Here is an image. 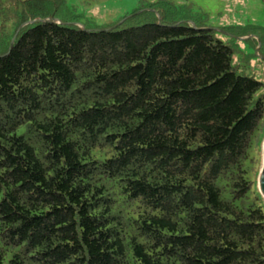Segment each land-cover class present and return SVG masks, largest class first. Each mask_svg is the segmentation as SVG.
Wrapping results in <instances>:
<instances>
[{"label":"trees","instance_id":"trees-1","mask_svg":"<svg viewBox=\"0 0 264 264\" xmlns=\"http://www.w3.org/2000/svg\"><path fill=\"white\" fill-rule=\"evenodd\" d=\"M148 5L100 29L0 0V264H264V85Z\"/></svg>","mask_w":264,"mask_h":264},{"label":"rangeland","instance_id":"rangeland-1","mask_svg":"<svg viewBox=\"0 0 264 264\" xmlns=\"http://www.w3.org/2000/svg\"><path fill=\"white\" fill-rule=\"evenodd\" d=\"M76 14L82 15V24L93 28H104L113 25L122 18L131 15L137 9H145L148 4H156L161 0H67ZM179 9V14L173 19L192 24H201L214 30L217 39L235 47L233 64L245 75L254 77L264 85V60L256 48L253 36L239 38L232 34L230 27L257 26L264 29V0H169ZM2 26L0 25V30ZM251 38V39H250ZM258 42V41H257ZM257 49V50H256ZM264 94V86L258 96ZM262 139V138H260ZM262 153V148L260 149ZM257 147L251 150V156L257 160L252 168L259 175L263 166V156L257 153ZM257 180L252 173V179ZM259 191V188H258ZM260 193V191H259ZM261 195V194H260ZM259 197L256 189L251 198ZM263 197V196H262ZM2 194H0V200ZM264 199V198H263ZM262 202V200H260ZM1 248V241H0ZM15 250H9L6 261L14 255Z\"/></svg>","mask_w":264,"mask_h":264},{"label":"water","instance_id":"water-1","mask_svg":"<svg viewBox=\"0 0 264 264\" xmlns=\"http://www.w3.org/2000/svg\"><path fill=\"white\" fill-rule=\"evenodd\" d=\"M192 27L195 28V25L192 24ZM263 58V57H261ZM264 60V58H263ZM262 156H263V166L259 175V179H258V188L260 191V194L263 196L264 198V143H263V147H262Z\"/></svg>","mask_w":264,"mask_h":264}]
</instances>
